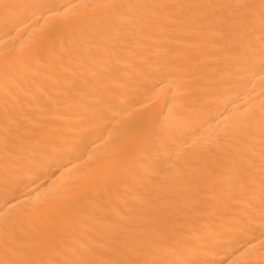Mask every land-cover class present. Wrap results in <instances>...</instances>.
Here are the masks:
<instances>
[{
  "label": "snow or ice",
  "instance_id": "obj_1",
  "mask_svg": "<svg viewBox=\"0 0 264 264\" xmlns=\"http://www.w3.org/2000/svg\"><path fill=\"white\" fill-rule=\"evenodd\" d=\"M16 7L47 12L49 17L58 15L53 11L55 5L5 3L6 26L10 23L9 10ZM83 7L90 10L88 16L100 22L98 26L81 29L79 34L72 33L67 40L61 37L58 47L52 31L37 33L12 59L0 64L5 78L18 71L38 84L39 78L48 74V62L63 63L65 53L81 48L90 51L94 43L98 44L107 36L108 28L119 29L139 23L160 30L174 27L210 33L216 50L214 60L221 74L216 83L223 84L233 76H258L264 84V0H96ZM18 24L24 25V20L11 21L13 28ZM116 58L121 59L118 54ZM96 62L93 56L89 65L94 67ZM133 66L135 72L129 74L128 79L114 74L100 76L92 71L90 76L94 83L103 81L92 92L70 81L65 82L58 96L42 89L47 102L37 111L10 107L13 90L6 83L0 109V160L6 178L12 173L14 178L21 180L25 173L50 166L60 153L78 148L89 126L109 121L110 113L124 111L123 96L129 87L154 92L158 86L167 85L169 91L173 88L180 91L187 83V61H181L175 52L171 56L161 54L156 59L139 56ZM212 87L209 85L204 93L210 95ZM73 110L74 116L70 118ZM145 125L148 138L157 142V156L163 152L170 160L175 157L174 177L162 182L175 201L183 203L184 207H195L193 198L206 193L209 200L226 202L235 210L231 217L234 229L249 230L258 226L264 236V101L258 110L252 107L235 111L226 125L197 138L178 153L171 151L174 129L168 122L146 116ZM128 131L113 135L110 129L107 139L116 154L129 151ZM204 155L219 157V166L208 170L207 165L200 162ZM186 171L191 177L189 180L184 179ZM125 173L133 178L139 176L133 166L113 168L86 180L70 201L54 200L49 207L36 212L37 218L61 217L71 242L54 239L52 245L41 250L16 244L15 225L10 215L4 216L5 223L0 231V264H223V260L216 259V249L226 241L222 233L211 229L198 230L200 242L196 245L179 235L173 239L162 228L142 236L129 233L112 240L96 237L92 227L78 230V225H94L102 218L107 206L102 197L110 196L108 184H126L128 176ZM18 203L14 196H6L4 200L9 214ZM168 206L166 199L162 207ZM18 219L23 223L22 218Z\"/></svg>",
  "mask_w": 264,
  "mask_h": 264
},
{
  "label": "bare ground",
  "instance_id": "obj_2",
  "mask_svg": "<svg viewBox=\"0 0 264 264\" xmlns=\"http://www.w3.org/2000/svg\"><path fill=\"white\" fill-rule=\"evenodd\" d=\"M5 3L55 5L53 11L58 15L49 17L47 12L16 7L9 10L10 23L6 26ZM94 3L96 0H0V64L12 59L34 40L37 33L52 31L58 47L61 37L67 40L72 33L79 34L81 29L98 26L100 22L88 16L90 10L83 7ZM14 20H24L27 27L19 24L11 27ZM106 31L107 36L98 44L94 43L90 51L81 48L77 52L65 53L63 63L48 62V74L40 77L38 84L18 71L5 78L0 70V109L3 108L6 83L13 90L10 107L37 111L47 102L42 89L49 95L58 96L65 82L70 81L86 92H92L99 83H103H94L90 76L92 71L100 76L114 74L128 79L129 74L135 72L133 62L139 56L156 59L161 54L171 56L175 52L181 61H187V83L180 91L175 88L169 91L167 85L158 86L154 92L129 87L123 96V112L115 111L110 113L109 121L92 124L78 148L60 153L50 166L25 173L21 180L14 178L12 173H8L6 178L3 161L0 160V213L4 214L0 216V231L5 223L4 216L10 215L15 225L16 244L41 250L52 245L54 239L71 242L61 217L37 218L36 212L49 207L54 200L70 201L86 180L90 181L116 167L133 166L139 176L133 178L125 173L128 176L126 184L110 182L107 186L110 196L106 194L102 197L107 205L102 218L94 225H78V230L92 227L96 237L112 240L129 233L142 236L162 228L173 239L179 235L196 245L200 242L198 230L211 229L222 233V239L226 241L217 246L218 261L223 260V264H264L261 229L258 226L249 230L234 229L231 217L235 210L226 202L211 201L206 193L193 198L195 207H184L183 203L175 201L168 186L162 185L175 175V157L170 160L163 152L157 156V142L148 138V126L145 125L146 116H156L168 122L174 129L171 151L178 153L197 138L226 125L235 111L252 107L258 110L261 101H264V95H261L264 84L260 83L258 76H233L223 84L216 83L221 74L214 60L216 50L210 33L201 34L196 30L174 27L160 30L139 23ZM116 54L121 57L119 61ZM93 56L97 61L94 67L89 65ZM209 85L213 86L211 94L206 95L204 90ZM16 97L18 102H15ZM69 116H74V110ZM105 124L108 126L105 127ZM110 129L113 135L129 130V151L123 154L114 152L113 144L107 139ZM256 149L259 150L258 138ZM219 159L204 155L200 157V162L211 170L219 166ZM184 179H191L188 171ZM6 196H14L19 202L11 214L4 204ZM166 199L170 206L162 207ZM18 218H22L23 223Z\"/></svg>",
  "mask_w": 264,
  "mask_h": 264
}]
</instances>
